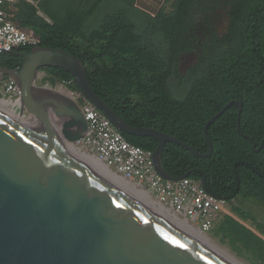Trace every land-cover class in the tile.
<instances>
[{
  "label": "trees",
  "instance_id": "16d2710c",
  "mask_svg": "<svg viewBox=\"0 0 264 264\" xmlns=\"http://www.w3.org/2000/svg\"><path fill=\"white\" fill-rule=\"evenodd\" d=\"M134 3L40 0L34 5L20 0L15 6L21 27L38 36V45L60 47L80 58L94 92L132 126L155 128L205 153L204 123L227 102L241 101L240 131L253 140L254 148L238 133L237 106L231 104L207 127V156L167 141L161 163L174 177L204 178L205 188L228 202L239 196L264 206V0H246L229 35L200 57L177 88L167 78L172 56L165 58L161 52L174 47L192 0H173V12L161 9L155 15ZM30 49L18 48L24 53ZM22 62L17 53H0V67L19 69ZM41 70L53 85L72 79L61 67ZM121 134L143 149L154 151L157 146L155 137ZM232 210L262 228L241 208ZM215 235L264 255V240L230 215L223 216Z\"/></svg>",
  "mask_w": 264,
  "mask_h": 264
},
{
  "label": "water",
  "instance_id": "95a60500",
  "mask_svg": "<svg viewBox=\"0 0 264 264\" xmlns=\"http://www.w3.org/2000/svg\"><path fill=\"white\" fill-rule=\"evenodd\" d=\"M163 1L150 6L135 0L134 5L154 15ZM9 52L23 58L21 67H0V74L16 81L20 95L15 114L25 120L0 108V264H233L92 171L66 144L82 138L87 129L78 105L35 80L42 67L67 70L84 98L118 131L157 139L154 167L170 180L187 174L174 177L164 170V143L207 156V127L231 104L237 106L238 133L254 148L253 140L240 131L241 101L227 102L204 123L208 150L200 153L155 128L126 123L94 92L80 58L63 48L35 45L27 53L18 48ZM201 184L205 187L204 178Z\"/></svg>",
  "mask_w": 264,
  "mask_h": 264
},
{
  "label": "built area",
  "instance_id": "2783aa9c",
  "mask_svg": "<svg viewBox=\"0 0 264 264\" xmlns=\"http://www.w3.org/2000/svg\"><path fill=\"white\" fill-rule=\"evenodd\" d=\"M10 1L0 0V53L39 42L33 31L20 28L10 19L6 11ZM55 85L78 105L86 120V132L76 145L122 182L145 194L163 212L202 233L211 230L217 209L228 203L225 198L211 194L199 180L164 179L154 167L153 151L126 141L106 116L84 98L72 79H61ZM0 95L1 99H13L12 109L16 112L20 91L14 78L0 74Z\"/></svg>",
  "mask_w": 264,
  "mask_h": 264
},
{
  "label": "flooded vegetation",
  "instance_id": "af4514ba",
  "mask_svg": "<svg viewBox=\"0 0 264 264\" xmlns=\"http://www.w3.org/2000/svg\"><path fill=\"white\" fill-rule=\"evenodd\" d=\"M152 1L154 3L150 5L154 6L159 0ZM166 2L164 0L162 4ZM245 2L246 0H192V7L186 11L174 47L171 52H161L165 58L172 56L167 78L173 88L179 87L190 77L189 71L214 43L229 35ZM161 9L163 10L159 7L155 14ZM173 11L172 8L163 10L164 13ZM194 54L197 56L195 61L191 59Z\"/></svg>",
  "mask_w": 264,
  "mask_h": 264
},
{
  "label": "rangeland",
  "instance_id": "374dc122",
  "mask_svg": "<svg viewBox=\"0 0 264 264\" xmlns=\"http://www.w3.org/2000/svg\"><path fill=\"white\" fill-rule=\"evenodd\" d=\"M172 1L173 0H167L165 4L161 5L164 11H168L171 8ZM144 2L149 5L150 4L153 5L154 3L152 0H147V1L144 0ZM35 81H36L35 83L38 86L53 87L54 89L59 90L55 84L53 85L49 81L48 75L42 70H40ZM1 98L2 96L0 95V99ZM2 102H6V103L8 102L10 105H7V107L12 108L13 99L6 97L2 99ZM17 107L15 109L16 111H17ZM76 146L80 149V151L86 154L83 148H81L78 145ZM232 206H237L241 208L242 210H244L245 212H247L257 223L261 224L262 228L264 229V208L258 203L244 200L243 198L237 196L235 199L228 202L226 205L219 207L217 209V216L213 223V226L211 230H209L205 234L208 235V237L215 244H217L219 247L229 252L231 255H233L237 260L241 261L242 263L244 264H264V255L259 254V253H254L248 249H244L243 246L238 243L232 245L228 240L222 239L220 235H215V228L217 224L221 221L224 215H230L235 220H237L242 225H244L246 228H248L250 231L258 235L262 240H264V231L262 230V228H257L255 223L251 219H242L241 217H239L232 210Z\"/></svg>",
  "mask_w": 264,
  "mask_h": 264
},
{
  "label": "bare ground",
  "instance_id": "6f19581e",
  "mask_svg": "<svg viewBox=\"0 0 264 264\" xmlns=\"http://www.w3.org/2000/svg\"><path fill=\"white\" fill-rule=\"evenodd\" d=\"M7 105H10V104L8 102L7 103L2 102V99H0V108L2 110L7 112L8 114L14 116L15 118H17L20 121L25 120V119L23 120L21 117H18L17 114L14 113V109H12L10 107L8 108ZM75 142H73V143L72 142H66V144L97 175H99L105 179H108L119 190L137 198L138 200H140L141 202H143L144 204H146L147 206H149L150 208H152L153 210H155L156 212H158L159 214H161L162 216L167 218L169 221H171L172 223H174L175 225H177L178 227H180L181 229H183L184 231H186L187 233H189L190 235H192L193 237H195L196 239H198L199 241H201L202 243H204L205 245H207L208 247H210L211 249H213L214 251H216L217 253H219L220 255L225 257L226 259H228L229 261H231L233 264H244L241 261L237 260L229 252H227L226 250L222 249L217 244H215L208 237V235H206L205 233H202V232L186 225L184 222L179 221L178 219H176V217H174V216H172L166 212H163L152 201H150L146 197L145 194L134 189L132 186L122 182L120 179H118L113 173H111L109 170H107L100 163L95 161L89 155L80 151V149L75 145Z\"/></svg>",
  "mask_w": 264,
  "mask_h": 264
},
{
  "label": "crops",
  "instance_id": "0c3cea01",
  "mask_svg": "<svg viewBox=\"0 0 264 264\" xmlns=\"http://www.w3.org/2000/svg\"><path fill=\"white\" fill-rule=\"evenodd\" d=\"M20 0H11L9 3H7V5H6V11H7V13H8V15H9V17H10V19L16 24V25H18L20 28H22L21 27V25H20V22L17 20V18H16V11H17V8H16V4L19 2ZM24 1H26V2H28V3H30V4H34V5H36L40 0H24ZM147 1V0H146ZM40 10H38L37 11V13L39 14V15H41V16H43V17H45L44 15H43V13L41 12ZM22 29H24V30H29V29H25V28H22ZM32 31V30H31ZM3 76H6V75H3Z\"/></svg>",
  "mask_w": 264,
  "mask_h": 264
}]
</instances>
